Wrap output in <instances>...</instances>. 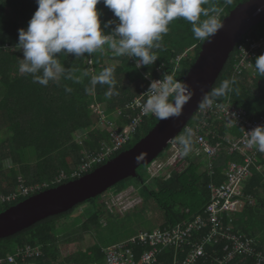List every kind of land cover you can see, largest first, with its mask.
I'll list each match as a JSON object with an SVG mask.
<instances>
[{"label": "trees", "instance_id": "1", "mask_svg": "<svg viewBox=\"0 0 264 264\" xmlns=\"http://www.w3.org/2000/svg\"><path fill=\"white\" fill-rule=\"evenodd\" d=\"M246 1L248 0H233L231 5H224L223 0H214L216 6L224 11L223 20ZM37 7L36 0H0V88L4 92L0 100V213L31 196L19 195L12 201L2 200L3 196L17 190L21 183L26 186H42L44 190L86 174L87 172L72 176L79 172L86 155L99 154L103 144L111 145L110 132L96 128L99 117L94 115V110L99 105H104L109 119H115V114L120 109L132 103L142 90L149 87L151 79L163 78L157 71L158 68L173 75L178 56L185 55L181 61L182 68L175 78H185L205 42L194 37L190 23L177 19L169 25L168 33L160 42L161 48L154 50L158 59L153 65L137 69L127 55L120 56L123 58L122 66L105 65V54L100 50L91 56L85 54L83 57L62 53L57 59L64 67L65 74L58 82L50 81L47 86H43L34 83L31 74L19 70L23 51L16 46L18 30L27 28ZM97 7L103 12V27V23L111 21V12L103 3ZM262 26L264 23L258 24L252 28L251 33L264 36V33L255 32ZM114 28L111 24L106 34L115 35L112 31ZM106 46L109 51L111 48L107 44ZM192 50L195 55L190 59ZM92 58L93 70L88 66ZM108 67L114 69L115 84L93 85L92 78ZM233 68L232 59L215 87L224 80L233 79ZM69 73L73 79L65 78ZM235 81L234 88L238 91L214 100L227 101L231 98L250 114L264 115V77L257 74L255 78H251L245 74ZM69 88L71 91H67ZM109 92L111 95H108ZM129 123L130 120L126 117L120 121L123 126ZM157 123L158 120L147 121L136 134L134 142L105 164L131 150ZM213 129L223 135L229 132L220 122H216ZM82 130L88 133L82 138V142L78 143L75 136ZM2 131H8L10 136L4 138ZM194 150L195 145L192 143L191 152L185 156L189 163L186 170L175 172L173 178L167 181L163 178L154 180L151 188L144 187L152 201L166 212L167 220L162 229L177 226L181 221L192 219L194 215L204 212L212 197L209 183L222 182L223 169L233 160L228 157L224 162H218L217 174L211 176L203 171L206 162L196 158ZM259 158L262 168H253V176L246 186L247 195L251 198L232 215L234 222H231L236 231H241L247 239L253 241L255 255L240 257L230 264H258L257 255L264 254V153L260 154ZM7 160L11 161V168H5L4 162ZM100 167H95L89 172ZM62 173L67 174L68 178L56 182ZM138 179L141 182L147 180L141 175ZM122 188L120 187L119 191ZM85 203H90L91 206L84 213L72 215L82 205L80 204L72 210L51 216L18 235L0 241V259L14 255L19 248L31 246L41 250L42 256L18 258L20 264H103L104 247L97 243L85 248L83 243L85 237L92 233L100 239L105 229L119 216L110 211L102 195ZM76 243L83 245L82 249L68 257L60 255L62 246H72ZM217 249L218 247L211 248L209 252H217L223 257L226 255L223 247ZM136 253L140 257L142 250L137 249ZM175 256V252L167 251L161 256L160 264H174ZM197 264L214 263L212 259H208Z\"/></svg>", "mask_w": 264, "mask_h": 264}, {"label": "built area", "instance_id": "2", "mask_svg": "<svg viewBox=\"0 0 264 264\" xmlns=\"http://www.w3.org/2000/svg\"><path fill=\"white\" fill-rule=\"evenodd\" d=\"M110 12L112 25L116 26L118 18L111 10ZM223 14L224 11L218 17L220 23L223 21ZM109 36L115 38V35ZM100 51L105 54L104 62L120 58L112 49L107 51L106 45ZM263 53L264 36L254 35L251 32L245 34L233 55V79L237 80L245 74L255 78L257 76L255 58ZM184 56H178L176 68L171 75L174 79H177L175 76L182 68L181 61ZM129 58L135 64L136 58ZM88 66L93 70V58ZM157 71L162 76L169 75L161 68ZM159 79L162 78L155 80ZM177 80L183 83L184 78ZM151 81L152 79L150 83ZM147 91L148 88L142 90L132 103L120 109L115 114V119H109L105 107L101 105L94 110V115L99 117L97 129L110 132L111 145L103 144L101 153L86 155L79 172L72 176L88 173L95 167L104 166L108 160L123 152L134 142L136 134L147 121L160 120L143 110V104L149 95ZM101 107L103 110H98ZM123 117L130 120L128 125L120 124ZM216 122L228 128L229 132L223 135L215 131L213 125ZM260 125H264V115L250 114L245 108L235 104L231 98L227 101L213 100L211 107L200 108L179 136L185 135L189 129L192 130L194 155L206 162L203 171L211 176L217 174L218 162L222 163L228 157L233 158L223 169L224 180L209 183L211 202L205 207L204 212L194 215L192 219L181 221L177 226L153 232L146 231L126 242L103 248L102 253L105 258L103 264H160L161 256L169 250L176 254L173 259L174 264H197L201 260L208 259H212L214 264H230L240 257L255 255L253 241L247 239L241 231H236L231 222H234L232 215L240 210L247 199L251 198L247 195L246 186L253 176V168H262L259 156L263 153L247 144V132ZM87 133L86 130H82L75 137L82 139ZM178 137L169 144L170 147L164 153V157L160 156L147 166L146 181L158 178L167 181L173 178L175 172L179 173L187 169L189 163L181 154L183 146L178 143ZM67 178V174L62 173L55 181L62 182ZM38 190H42V186H26L21 183L16 191L3 196L2 200L12 201L19 195L36 194ZM122 197L119 195V199ZM216 247L218 249L223 247L226 255L223 257L217 252H209V249ZM137 249L142 250L140 257L137 256ZM42 254L41 250L27 246L19 248L7 259H0V264H20L17 261L18 258L29 259L40 257ZM257 259L258 264H264V254H258Z\"/></svg>", "mask_w": 264, "mask_h": 264}, {"label": "clouds", "instance_id": "3", "mask_svg": "<svg viewBox=\"0 0 264 264\" xmlns=\"http://www.w3.org/2000/svg\"><path fill=\"white\" fill-rule=\"evenodd\" d=\"M232 2L223 0L224 5ZM36 3L37 10L27 28L18 30L16 46L23 51L19 70L31 74L33 82L43 86L50 81L58 82L65 74L57 59L62 53L91 56L107 44L116 55L135 57V67L139 69L156 62L158 57L154 50L161 48L160 42L174 20L190 23L194 37L201 41L212 38L223 26L218 20L223 9L217 7L214 0H36ZM101 3L118 18L112 30L115 38L106 34L112 21L103 23L102 27L103 12L97 7ZM257 10L264 11V8ZM255 69L264 77V54L255 58ZM113 72V68H105L91 83L113 86ZM65 78L74 77L69 73ZM235 84L234 79L224 80L218 87L211 88L204 94L199 107H211L214 99L238 91ZM147 93L143 110L161 120L179 118L184 105L191 99V89L171 75L152 80ZM193 135L189 129L178 137L183 156L192 150ZM247 136L248 146L264 153V125L247 132Z\"/></svg>", "mask_w": 264, "mask_h": 264}, {"label": "water", "instance_id": "4", "mask_svg": "<svg viewBox=\"0 0 264 264\" xmlns=\"http://www.w3.org/2000/svg\"><path fill=\"white\" fill-rule=\"evenodd\" d=\"M264 0H248L221 22L222 28L205 40L196 61L183 83L191 89V99L179 118L159 120L156 126L131 150L104 166L44 189L0 213V241L32 228L35 224L105 194L130 178H139L138 170L162 156L199 111L206 92L215 87L232 60L243 36L264 23Z\"/></svg>", "mask_w": 264, "mask_h": 264}, {"label": "rangeland", "instance_id": "5", "mask_svg": "<svg viewBox=\"0 0 264 264\" xmlns=\"http://www.w3.org/2000/svg\"><path fill=\"white\" fill-rule=\"evenodd\" d=\"M255 32L264 33V26L256 29ZM194 55L195 51L192 50L190 59L193 58ZM104 64L110 66H122L123 58L105 60ZM3 96L4 92H0V99H2ZM101 106L104 107V105ZM102 107L98 108V110H103ZM100 126L102 127V125ZM96 128L99 127L97 126ZM1 135L4 138H8L10 133L8 131H2ZM75 138L78 143L82 142V139H79L78 137ZM164 156L165 154H163L162 157ZM4 166L5 168H11V161H5ZM146 170L147 166H142L138 170V173L145 180L147 179ZM153 182L154 180L141 182L138 178H130L103 194L102 198L107 202V206L111 209L110 211L119 217L113 221L109 228L105 229L103 234H101L100 239H98L94 233L87 235L83 243L85 248H90L97 243H100L104 248H107L126 242L127 240L139 236L146 231L153 232L162 230L163 224L167 220L166 212L152 201L153 199L150 197L149 192L144 189V187L147 186L151 188L153 186ZM120 187L123 188L119 191ZM119 195H122L123 197L119 199ZM90 206V203L82 204L72 215L77 216L80 213H84ZM82 247L83 245L77 243L72 246H62L60 248V255L68 257L82 249Z\"/></svg>", "mask_w": 264, "mask_h": 264}, {"label": "crops", "instance_id": "6", "mask_svg": "<svg viewBox=\"0 0 264 264\" xmlns=\"http://www.w3.org/2000/svg\"><path fill=\"white\" fill-rule=\"evenodd\" d=\"M249 32H251V31H249ZM235 53V52H234ZM234 53H233V55H234ZM233 55H232V59H233ZM232 61V60H231ZM0 92L1 93H3V90L0 88ZM1 100V99H0ZM16 191V190H15Z\"/></svg>", "mask_w": 264, "mask_h": 264}, {"label": "bare ground", "instance_id": "7", "mask_svg": "<svg viewBox=\"0 0 264 264\" xmlns=\"http://www.w3.org/2000/svg\"><path fill=\"white\" fill-rule=\"evenodd\" d=\"M263 248V247H262Z\"/></svg>", "mask_w": 264, "mask_h": 264}]
</instances>
